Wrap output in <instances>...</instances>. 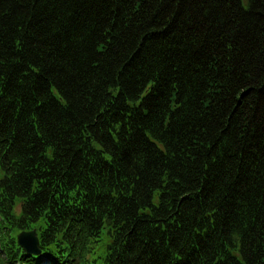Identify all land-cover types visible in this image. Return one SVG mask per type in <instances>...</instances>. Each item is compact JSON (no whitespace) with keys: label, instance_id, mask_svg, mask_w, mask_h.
Returning a JSON list of instances; mask_svg holds the SVG:
<instances>
[{"label":"trees","instance_id":"obj_1","mask_svg":"<svg viewBox=\"0 0 264 264\" xmlns=\"http://www.w3.org/2000/svg\"><path fill=\"white\" fill-rule=\"evenodd\" d=\"M0 264H264V0H0Z\"/></svg>","mask_w":264,"mask_h":264},{"label":"water","instance_id":"obj_2","mask_svg":"<svg viewBox=\"0 0 264 264\" xmlns=\"http://www.w3.org/2000/svg\"><path fill=\"white\" fill-rule=\"evenodd\" d=\"M16 242L26 253L34 256L40 254L39 240L34 228L17 233Z\"/></svg>","mask_w":264,"mask_h":264},{"label":"rangeland","instance_id":"obj_3","mask_svg":"<svg viewBox=\"0 0 264 264\" xmlns=\"http://www.w3.org/2000/svg\"><path fill=\"white\" fill-rule=\"evenodd\" d=\"M45 261L46 262V259L42 258V262Z\"/></svg>","mask_w":264,"mask_h":264}]
</instances>
